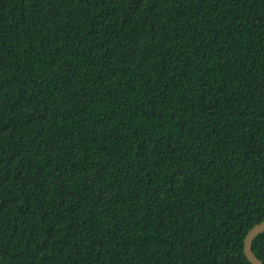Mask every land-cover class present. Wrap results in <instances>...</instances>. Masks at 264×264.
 Returning a JSON list of instances; mask_svg holds the SVG:
<instances>
[{"label":"trees","instance_id":"trees-1","mask_svg":"<svg viewBox=\"0 0 264 264\" xmlns=\"http://www.w3.org/2000/svg\"><path fill=\"white\" fill-rule=\"evenodd\" d=\"M263 222L264 0H0V264H252Z\"/></svg>","mask_w":264,"mask_h":264},{"label":"water","instance_id":"water-1","mask_svg":"<svg viewBox=\"0 0 264 264\" xmlns=\"http://www.w3.org/2000/svg\"><path fill=\"white\" fill-rule=\"evenodd\" d=\"M264 232V222L256 227H254L247 235L246 241H245V253L248 258V260L252 264H264L261 260H259L252 250V242L253 239L259 235L260 233Z\"/></svg>","mask_w":264,"mask_h":264}]
</instances>
